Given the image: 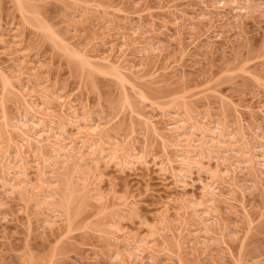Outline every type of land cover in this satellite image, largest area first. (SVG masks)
Returning a JSON list of instances; mask_svg holds the SVG:
<instances>
[{"label":"rangeland","instance_id":"rangeland-1","mask_svg":"<svg viewBox=\"0 0 264 264\" xmlns=\"http://www.w3.org/2000/svg\"><path fill=\"white\" fill-rule=\"evenodd\" d=\"M218 1L0 0L2 152L21 146L11 127L26 109L15 89L28 81L37 104L48 94L59 116L55 98H69L81 117L62 114L64 130L53 132L75 136L70 157L54 158L48 148L42 158L26 153L20 196L0 181V264H264V169L229 167L264 148V0H238L249 12L238 19L233 0ZM124 42L122 62L89 59ZM167 113L200 129L217 123L237 143L182 168L174 136L159 125L167 155L136 115L159 121ZM89 119L108 131L106 148L134 144L143 161L91 154L78 131ZM166 155L177 160L178 179L160 170ZM215 180L223 196L212 202L218 215L204 233Z\"/></svg>","mask_w":264,"mask_h":264},{"label":"bare ground","instance_id":"bare-ground-1","mask_svg":"<svg viewBox=\"0 0 264 264\" xmlns=\"http://www.w3.org/2000/svg\"><path fill=\"white\" fill-rule=\"evenodd\" d=\"M215 3L216 4L223 3V6L225 5L224 0H219L218 2H215ZM231 3H232V1H231ZM233 3L236 5L235 7L232 8L233 11L236 10V14H235V16H233V18L238 19V18L244 17L245 16L244 14H246V15L249 14V12L247 10L248 8L245 7L244 5L242 6L238 0H233ZM176 20L178 21L179 18H176ZM107 23H108V21H107ZM110 24L111 23L109 22V25ZM112 25H114V24H112ZM109 31L110 30H108V32ZM53 34H54V32H53ZM53 34H51V35L54 36ZM134 35H138L137 32H134ZM121 37H124V36L122 35ZM56 38H58V37L56 36ZM1 41H3V40H1ZM60 43H62V42H60ZM2 44H4V42ZM105 47H103V48H105ZM142 49L144 51L148 52L147 48H141V51H142ZM154 50H155V52L161 51V49L157 48V47L153 48L152 51H154ZM92 56H94V55H92ZM126 56H127V45L124 42L117 49H115L112 46V47L107 49V53L101 52L100 54H96V56H94L92 58L90 57L89 59L95 60L94 62L98 61V62H101L102 64L112 66L113 65L111 62L112 59H115L116 62H120V61L122 62V60H124V58ZM85 62L87 64H89V61L87 59L85 60ZM6 84H8L7 81H6ZM18 87H19V89H17V88L15 89L14 87H13V89L17 90L18 93L20 94V96L23 100V105L25 106L26 110H25V114H24L23 118L21 117V120L20 121L18 120L16 122V124H14V126L11 128L14 132L17 133L16 135H17V138L21 142V146L16 147V150L12 153H10L9 151H8L9 153L6 151H5L6 153H4V152H2V149H0V170H1L0 174L5 173L8 176V179H6V180H3L2 177H0V181L3 184V185L1 184L2 187H4L6 189V191L9 192V194L10 193L12 195L18 194L20 196L22 194V191L25 190V188L27 186V179H28L27 174H26L27 170H28V167H26L27 166V156L25 157V154L26 153H33V154H37L38 157L41 156V158H42V156H43L42 153L44 152V150L46 148H48V149H50L52 156L54 158L70 157L71 154H69V152L72 151V148L74 149V146L76 145V141H77L74 138L75 136L73 138H71V137L68 138L69 140L66 138L60 139L58 134L56 135L53 132H55L54 131L55 128H58V130H60V131L64 130L63 129L64 118H61L62 114L65 117L71 118L72 121H73V119L75 121L79 118L81 119V117L78 114L77 108L74 106V102L71 101L69 98L68 99L63 98V97L55 98L56 100H58L57 102L59 104L60 113L58 116V115H55L53 113V111L50 107V102H49L50 97L48 96V94H47V96L43 97V99H46V101H45L46 103L43 102V100H41L42 102L39 105V104H37V100L41 99V97L34 95L35 93L30 91L31 87L29 86V81L26 83V85L24 84V85H21ZM17 91H16V93H17ZM142 96L143 95L140 94L141 99L144 98ZM43 105H45V108H42ZM136 115H138L140 118H143L144 123L148 126V128L152 131V133L161 139L162 143L164 144V148L166 150L165 153L167 155H168V153H167L168 145L166 143L165 138L161 134V130L159 128V125H163L164 131L166 133L172 134L174 136V138H173L174 140H173L172 144L171 143L170 144L173 147H175L176 149H178L177 152H179L180 154L177 155L176 157H177V159L179 158L178 164L180 166H182V168H186V167L192 168V166L199 165L198 161H195V159L199 158L204 152L212 153L214 148L223 147L224 143H226V142H229V144L231 143V145L235 143L234 141H236V143H237V140H235L231 135L223 133L224 132L223 130H222L223 132H221L219 130L217 123L215 125L216 127H213L211 129L210 128L200 129V128H197L193 123H188L185 120L176 117L175 114H171V113L162 114L159 121H154L150 118H144L140 114H136ZM157 118H159V117H157ZM2 121L5 122V124L7 125L8 120L6 118V113H5V110L3 107H2ZM87 122L89 124L87 129L84 130V128H82L83 130H81V129L78 130L79 133H81L84 136L82 139L79 140V142L80 143L82 142L83 144L87 143L88 144L87 146L90 149L89 152L91 154H96V153H99V155L104 154L106 156H110L112 159H115V160L124 159V160H127V163H129V165L133 164V163H137L140 160H142L139 157H137L138 152H137L136 148L134 147V144L129 145L132 148V149L129 148L130 149L129 151H128V149L124 150L117 142L115 145L111 146L110 148H108V147L106 148V146H104L105 142L103 141V136L108 134V131L105 128L102 129L98 124H95L91 119H89ZM220 128H221V126H220ZM197 133L201 136L200 138L196 137ZM60 135L62 136L63 134H60ZM65 139L68 141H66ZM83 147H86V146L84 145ZM223 148H226V146H224ZM263 149H264L263 147L260 149L261 152H260L259 156L252 154L248 157V155H247V158L243 159L242 163L244 165L242 167L240 166V162L238 160H236V163H238L237 166H233V164L230 163L231 165L229 164L230 165L229 167L232 170H235V169L239 170L240 169V171H241L244 169V170L254 171V172L257 171V168H260V172H262V169H264V150ZM225 151H231V149H226ZM141 158H144V157H141ZM176 161L174 160V162H173L172 159L170 158V156H167L164 161L162 160L159 162L160 170L165 172V173L169 172V171H173V173L175 174V172H174L175 168L173 169L172 165H174V163ZM224 161H228V159L224 158ZM145 163L146 162H144V164ZM164 164H165V166H164ZM168 167H169V169L171 168V170H169ZM227 171L228 170H226V172ZM170 173H171V175L174 176V174H172V172H170ZM178 174H180V173H178ZM178 174H177V176H178ZM208 174H210V172ZM233 174H235V173H233ZM40 175L42 178L40 179L41 181L39 180V182L42 183L43 185H45L44 187H46L47 190L52 188V187H49V184H46V182L43 180L46 173H41ZM17 176H21L22 178H18ZM211 176H212L211 178H215V179L217 178V180H218V178H220L217 175H216L217 177L215 175H211ZM175 177H176V174L173 178H175ZM181 177H183V176H181ZM226 177H228V174ZM176 179H178V178L176 177ZM217 180L214 181V184H215V185L213 184L214 187H211L210 191L207 193V195L210 196V198H211L210 200H212V201H210L211 202L210 206L208 205L209 207L205 208V211H203V214H202L203 219H201V221H202L201 230H203L204 233H207L209 230L207 223H208V221H210L211 214L212 213L216 214L218 212V211H216L217 208L214 206L213 203L215 201L218 202L217 197L223 196V194L220 191V184ZM221 180H222V178H221ZM52 190L53 189H51L49 191L52 192ZM245 211H246L245 213H248L246 209H245ZM217 215H218V213H217ZM163 219H165V218H163ZM212 219H213V217H212ZM214 219H218V218L215 217ZM204 241H205V239H204ZM150 259H151V257H150ZM141 264H144L143 259L141 260Z\"/></svg>","mask_w":264,"mask_h":264}]
</instances>
